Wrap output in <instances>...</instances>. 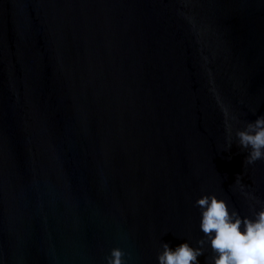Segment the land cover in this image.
<instances>
[{"label": "water", "instance_id": "water-1", "mask_svg": "<svg viewBox=\"0 0 264 264\" xmlns=\"http://www.w3.org/2000/svg\"><path fill=\"white\" fill-rule=\"evenodd\" d=\"M260 116L264 0H0V264H158L205 195L253 217Z\"/></svg>", "mask_w": 264, "mask_h": 264}, {"label": "clouds", "instance_id": "clouds-1", "mask_svg": "<svg viewBox=\"0 0 264 264\" xmlns=\"http://www.w3.org/2000/svg\"><path fill=\"white\" fill-rule=\"evenodd\" d=\"M224 114L227 118V109H224ZM226 131L230 151L231 123L226 122ZM235 137L237 146L248 150L244 164L253 165L264 160V116L247 122L243 130L235 132ZM236 179L239 183L240 176ZM256 203L261 202L257 200ZM196 206L201 209L200 230L205 238L197 241L195 248L187 242L175 249L163 243L157 257L158 264H200L199 257L205 254V245L209 243L213 253L209 264H264V208L258 212L253 209V217H241L239 212L230 209L227 201L216 195L203 196L196 201ZM126 256L131 258L130 253L114 248L106 257L107 264H127Z\"/></svg>", "mask_w": 264, "mask_h": 264}]
</instances>
